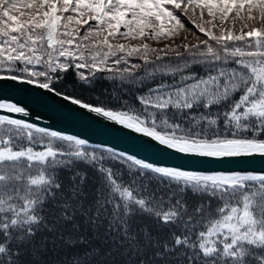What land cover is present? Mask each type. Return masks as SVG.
Returning <instances> with one entry per match:
<instances>
[{
	"label": "snow or ice",
	"instance_id": "snow-or-ice-1",
	"mask_svg": "<svg viewBox=\"0 0 264 264\" xmlns=\"http://www.w3.org/2000/svg\"><path fill=\"white\" fill-rule=\"evenodd\" d=\"M70 75L111 92L82 99ZM5 83L160 157L264 159V0H0ZM43 119L0 95V264H264V170L172 165Z\"/></svg>",
	"mask_w": 264,
	"mask_h": 264
},
{
	"label": "water",
	"instance_id": "water-1",
	"mask_svg": "<svg viewBox=\"0 0 264 264\" xmlns=\"http://www.w3.org/2000/svg\"><path fill=\"white\" fill-rule=\"evenodd\" d=\"M0 95L26 104L34 114H41L43 125L87 138L93 143H107L119 149L136 152L151 159H160L172 165H185L195 168L235 169V170H264V159L255 157L240 160L196 161L188 158H177L174 155L160 157L141 139L131 134L109 126L97 120L94 116L79 110L62 100L37 92L35 89L20 85H0Z\"/></svg>",
	"mask_w": 264,
	"mask_h": 264
},
{
	"label": "trees",
	"instance_id": "trees-1",
	"mask_svg": "<svg viewBox=\"0 0 264 264\" xmlns=\"http://www.w3.org/2000/svg\"><path fill=\"white\" fill-rule=\"evenodd\" d=\"M65 85H67L74 95L80 96L82 99L89 100L93 103H98L101 100L105 99L107 93L111 92L112 86L109 82L100 80L95 83L93 87H81L77 84L74 78L70 75L65 81ZM99 98L97 100L96 98Z\"/></svg>",
	"mask_w": 264,
	"mask_h": 264
}]
</instances>
